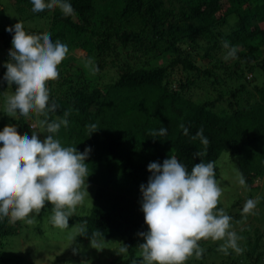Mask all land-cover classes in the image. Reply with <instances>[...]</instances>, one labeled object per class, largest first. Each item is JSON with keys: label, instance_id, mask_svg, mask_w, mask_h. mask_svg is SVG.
<instances>
[{"label": "trees", "instance_id": "obj_1", "mask_svg": "<svg viewBox=\"0 0 264 264\" xmlns=\"http://www.w3.org/2000/svg\"><path fill=\"white\" fill-rule=\"evenodd\" d=\"M69 2L73 13L66 16L57 7L51 13L54 33L47 35L66 44L68 52L85 50L87 61L94 53L98 54L100 64L95 69L87 68L94 77L88 78L81 69L67 66L70 57H65L58 66V79L48 82L49 103L56 105L55 111L47 115L34 113L32 122L44 125L45 121L64 119L67 114L68 125L52 134L54 138L62 146H76L80 152L91 148L85 161L89 175L85 181L94 185V198L87 208L85 204L78 205L69 217L68 228H73L76 235L75 243L72 242L73 256L78 259L82 256V245L87 249L91 244L103 248L119 243L120 250L114 259L111 253H104V248L94 264L102 256H107L105 264H143L139 246L144 237L139 234L146 233L149 226L141 207L140 186L147 185L152 175L149 163L162 164L173 155L190 172L194 164L212 161L217 180L228 165L236 178L243 175L247 189H261L255 183L258 178L264 180V0ZM15 4L22 13H31L29 19L50 15L48 12L33 15L29 0H15ZM3 10L0 5V13ZM98 14L105 19L98 21ZM23 30L31 36L46 35L36 27L23 25ZM11 41L12 33L0 30L5 63L10 59ZM225 41L237 49L235 58L225 59L228 51ZM118 48L124 51L131 48L134 53L125 57L123 65L119 52L117 64L123 65L122 74L116 81L100 87L96 83L107 65L103 58ZM161 59L163 65L151 68ZM5 74L4 66L0 73L1 92L8 90L6 95L12 97L15 88L4 80ZM256 75L261 76V83L256 82ZM200 87L207 90L205 99L195 98ZM30 121L21 116L0 118V132L15 129L22 139L32 130ZM93 124L96 128L91 127ZM181 125L188 129L187 135ZM165 127L167 134L159 135V130ZM201 128L209 140L206 146L199 137L192 139ZM236 193L239 194V188L232 195ZM246 197L229 207L218 204L217 212L220 209L231 212ZM53 207L46 202L33 218L29 231L31 225L24 220L14 223L10 218L0 220V264H36L21 254L9 256L5 246H10L11 241L20 244L22 239L27 242L32 237H25V233L50 232L53 223L46 221V216L51 219ZM243 207L231 217V226L239 227L250 216V212H243ZM261 208L264 211V197ZM80 228L86 233L81 234ZM261 229L264 230V224L237 229L241 251L232 247L205 248L198 243L202 254L191 257L199 264H205L209 258L211 264H264ZM125 247L127 250L122 252ZM36 249L44 256L57 251L47 247L46 253L39 244ZM191 257L188 260L192 261ZM63 259L73 262V258Z\"/></svg>", "mask_w": 264, "mask_h": 264}, {"label": "clouds", "instance_id": "obj_2", "mask_svg": "<svg viewBox=\"0 0 264 264\" xmlns=\"http://www.w3.org/2000/svg\"><path fill=\"white\" fill-rule=\"evenodd\" d=\"M29 3L33 15L52 12L57 7L66 16L74 11L69 0H49L47 5L44 0ZM5 30L12 33V50L4 65V80L15 88L14 95L7 100L6 115L28 118L30 114L47 115L55 111L56 105L49 103L48 82L58 79V66L69 51L67 45L53 41L48 35H27L21 23ZM224 47L228 49L225 59L236 57L235 46L225 41ZM66 116L59 121H45L49 135L43 141L36 133L21 139L15 129L0 132V220L10 218L11 223L24 220L31 224L30 214H39L47 202L54 205L53 225L69 227V217L89 195L87 188L84 190L85 177L89 176L85 161L91 148L80 152L76 146H62L54 138L52 134L68 125ZM181 127L187 135L188 129ZM166 134V127L159 130V135ZM197 137L203 145L209 144L202 128L192 139ZM148 170L152 175L147 185L140 186L141 207L149 226L146 233L139 234L144 237L139 246L143 250V264H184L193 254L200 257L201 238L223 239L227 246L241 251L236 232L230 230L231 216L223 214L222 209L214 211L222 195L214 162L201 161L189 172L171 155L162 164L149 163ZM238 182L245 185L242 174ZM255 207L256 201L248 199L243 212L249 213ZM79 231L86 233L84 228ZM126 250L125 247L121 251Z\"/></svg>", "mask_w": 264, "mask_h": 264}, {"label": "rangeland", "instance_id": "obj_3", "mask_svg": "<svg viewBox=\"0 0 264 264\" xmlns=\"http://www.w3.org/2000/svg\"><path fill=\"white\" fill-rule=\"evenodd\" d=\"M49 3V0H47L45 2V4L47 5ZM0 5H2L4 7V10L2 13H0V30L5 31L7 26H14L17 23H23L24 26L26 27H36L37 29L40 30H44V32L46 33V35H52L54 33L53 30V26H52V12L56 9H54L52 12H48L50 15L48 16H41L40 19L39 17L35 19L34 18H28L31 15V13H29L28 11L24 13H22L20 10H18V8L16 7L15 4V0H0ZM31 10V9H29ZM105 16H101L98 14V16L96 17V19L98 21L100 20H104ZM56 32V31H55ZM1 44V43H0ZM121 54V56H123V58L121 59V63L124 65V59L125 57H127V55L133 54L134 52H132V49L130 48V50H126L124 51L121 48H118L117 52H113L110 54L105 55V57L103 58V60L107 61V65L105 64V66L103 67L104 69L101 70V79L98 81V83H96L98 86L103 87L106 84H109L113 81H116L120 76L119 74H122V67L123 65H119L118 62V54ZM5 54V50L2 48V46L0 45V73L2 72L4 65H5V61H4V56ZM88 54L86 53L85 50L83 49H76L74 51H70L68 52V54L66 55L68 59V63L66 64L67 66H71L73 65L76 68L81 69V73L85 74L88 78H94L92 73H90L87 68H96L99 66L100 64V58L98 56V54L94 53L92 55V57L90 59H88V61L86 60ZM75 57V59L73 58ZM123 61V62H122ZM103 62V61H102ZM101 62V63H102ZM117 64V65H116ZM164 64V60H157L155 61L151 66L147 65L149 68H153V66H161ZM137 65V64H136ZM140 66V65H139ZM59 69V68H58ZM121 71V72H120ZM177 74L179 72V70L176 71ZM181 72V71H180ZM182 73V72H181ZM183 74V73H182ZM98 75V74H96ZM249 77L251 79H253L254 77H251V74L249 75ZM255 80L257 83H261L262 78L259 75L255 76ZM96 82V81H95ZM176 83V82H175ZM177 84V83H176ZM3 86V82H1L0 79V118H12L6 115V108H7V100L10 98V96L6 95V93L8 92V90L6 91H2L1 92V88ZM55 87V86H54ZM199 89V90H198ZM197 94L195 98H201V99H205V95L207 93V90L204 88H197ZM9 94V92H8ZM14 118H19V115H16ZM31 120L30 122H32V114L29 115L28 120ZM42 119V118H41ZM41 121V120H40ZM39 124V121H33L31 124V129L29 132V136L31 137L33 133H36L38 138L43 141L46 136L48 135L47 132V125H41ZM28 136V137H29ZM234 174V177H232V175ZM234 182H236V185L233 184ZM218 183L220 184V187L222 188V195L219 198V203L218 204H225L224 206L229 207L230 205H233L234 203H237L238 200H240L243 197H246L242 204L240 203V205H235L234 210H232L231 212L229 210L223 209V214L229 215V216H234V213L236 211H238L240 209V207L242 208L246 201L248 199H253L256 201V207L250 212V216H247V218L243 221H241L242 223L240 224L239 227H231V231H235L237 236H238V241L237 244L241 243V238L239 236V234L237 233V229L239 228V230L245 228L247 225H254L257 227H262L264 224V219H263V215H264V211L261 208V203L264 197V180L263 179H257L256 181V185L260 186L261 189L258 191H251L250 189H247L245 185H240L238 182V178H236V175L234 173V171H232L231 168L228 167V165L225 167V171L223 172L222 170V175L218 180ZM232 184L234 185V189H231ZM238 184V185H237ZM87 191L89 193V195H85V199L84 202L82 204H80V207H83V205L85 204V207L87 208L92 202H93V198H94V185L88 183L85 181V186H84V190ZM239 188V194L236 193V195H232V193H235V190ZM242 192H245L244 194H241ZM250 193V194H249ZM229 195L231 196L229 199ZM227 199L228 202H226L225 200ZM79 207V208H80ZM217 211V208L214 210ZM31 216H33V218L37 215V214H30ZM258 215V217H257ZM50 215L46 216V221H50ZM261 216V217H260ZM258 219V220H257ZM52 222V221H51ZM30 228L27 229V231L32 229V224ZM52 230H50V232H48L47 234H32L31 233H25V237H29L31 236L32 238H30L29 240H27V242H25L24 239H22L20 242V244L16 241V242H12L10 243V246L8 244H6L5 246V250L8 251V253L10 254L9 256L13 255L14 253L17 254H21L24 255L27 259L28 262H32V263H36V264H94V262H96V260H98L100 253H102V251L104 252V248H105V252H109L112 254V259H114L116 257V255H118L120 250V245L119 243L115 244V245H109V246H105L103 248H100L99 246L97 247L96 244H91L87 249L85 248L84 245L81 246V253L82 256H80V258H75L77 256H73V243L74 239L76 237L75 233L73 232V228H59L56 226H52ZM58 230V231H57ZM56 232V235H53V233ZM261 232H264V230L261 229ZM60 238V239H59ZM61 240V241H60ZM263 241H261V247L260 250H262V254L264 256V239H262ZM58 242H60V245H58ZM63 243V244H61ZM144 243V242H143ZM198 243L203 244L202 246H204L205 248L208 247H222V248H226L229 249L230 246L226 245V241L225 240H213L211 238L208 239H204L201 238ZM40 246V248H44L43 251L48 253V249L47 247H52L54 250V252H51V255H42L41 253L36 252L38 249H36V245ZM200 245V244H199ZM58 247H60L58 249ZM96 247V248H95ZM246 247H249L246 246ZM11 250V251H10ZM31 252H35L33 254H31ZM143 250H140V254L142 255ZM115 253V256L113 255ZM40 256V257H39ZM73 258V262L68 263V260H64L63 258ZM191 257V256H190ZM100 259H102L101 261H99L98 264H105V262L107 261V256H102ZM64 260V261H63ZM191 260H186L184 262V264H199V262L197 261V259L195 257H191ZM26 261V262H27ZM190 261V262H189ZM212 258L206 259L205 260V264H211ZM27 264V263H26ZM96 264V263H95Z\"/></svg>", "mask_w": 264, "mask_h": 264}]
</instances>
